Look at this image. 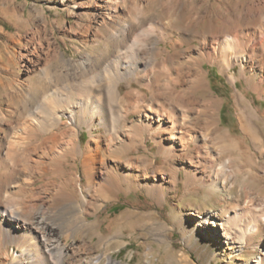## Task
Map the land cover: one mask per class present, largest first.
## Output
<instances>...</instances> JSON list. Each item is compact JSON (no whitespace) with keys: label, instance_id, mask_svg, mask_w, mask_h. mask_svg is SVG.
<instances>
[{"label":"bare ground","instance_id":"1","mask_svg":"<svg viewBox=\"0 0 264 264\" xmlns=\"http://www.w3.org/2000/svg\"><path fill=\"white\" fill-rule=\"evenodd\" d=\"M51 1L72 11L78 7L76 15L88 16L84 23L79 17L66 26L63 35L98 52L87 49L79 58L67 57L54 21L45 14L43 23L23 39L17 61L26 81L17 82V72L6 77L14 111L8 113L0 97V264H87L91 242L68 238L93 227L87 210L120 190L143 186L164 199L181 170L189 187L199 183L219 188L221 178L242 165L246 151L220 125L221 98L204 95L210 88L205 63L218 64L235 84L245 78L247 87L264 97V2L234 0L235 7L224 8V0H215L208 16L206 11L191 22L210 25L221 19L226 31L218 33L211 25L201 32L190 30L191 23L178 27L181 7L147 22L153 9H146L143 0ZM155 1L147 0L148 5ZM187 1L195 9L197 3L203 7L210 2ZM194 38L197 45L185 46ZM236 65L239 75L230 72ZM236 103L243 131L264 145L259 108L242 91L236 92ZM131 113L137 118L129 121ZM96 124L102 126L100 132H95ZM85 127L90 137L83 146ZM150 139L164 165L149 152ZM79 164L82 176L71 169ZM251 203L231 204L225 215L189 213L220 248H264V208ZM8 243L14 246L11 252L3 251ZM107 258L110 264H122L111 254ZM253 261L264 264V250Z\"/></svg>","mask_w":264,"mask_h":264},{"label":"rangeland","instance_id":"2","mask_svg":"<svg viewBox=\"0 0 264 264\" xmlns=\"http://www.w3.org/2000/svg\"><path fill=\"white\" fill-rule=\"evenodd\" d=\"M214 1L206 2L203 7H199L197 3L196 9L195 4L187 0H156L152 3L153 5H148L147 0H143L141 4L146 5L148 10L153 9L152 14L147 18L149 20H145L147 22L158 19L166 9L171 7L180 9L181 7L182 16L176 25L186 27L187 23L203 16L206 11L208 12L206 16H208L210 11L214 10L212 6ZM258 1L264 2V0ZM224 2H226L223 5L224 8L236 6L234 0H224ZM161 5L163 9L159 8ZM200 8H203V12H198ZM78 11V7L72 11L51 0H0V97L2 95L1 101L3 100V107L8 113L14 111L12 103L15 101L11 100L12 88L10 89L6 77L17 72L19 76L14 75V79L17 82L26 81L25 70L19 67L17 61L19 60L18 52L25 45L24 38H27L30 31L43 23L44 14L47 19L54 21L55 35L67 57L79 58L87 49L98 52L92 48V45L79 38L71 39L63 35L64 28L74 25L80 18L83 23L87 21L88 16L76 15ZM232 19L233 17L228 20ZM220 20L216 19L210 25L215 31L218 30V33H224L226 28ZM232 23L233 20L229 21L228 25ZM210 25L207 21L200 24L193 22L189 28L192 27L190 30L201 32L209 29ZM62 36H65V40ZM176 37L177 34L173 33L172 39ZM198 43V38L191 41L188 39L185 46H195ZM119 66L122 68L124 64L120 62ZM204 67L207 70L210 86L209 91L204 95L212 94L221 98L220 125L240 140L243 150L246 151L239 162L242 165L231 170L225 179L221 178V183L217 188L219 191L199 183L189 187L186 182L187 174L181 170L177 185L164 199L154 197L143 186L120 190L109 200L99 199L95 209L87 210L90 213L87 219L94 223V226L86 231L72 234L68 238L69 242L84 238L91 242L92 249L85 254L87 264H110L108 254L122 264H254L253 260L257 259L264 250L257 245L247 248L248 250L246 248L240 250L238 244H225V248H220L217 246L218 241L199 227L197 216L189 213L192 210L196 213L201 210V212L218 211L219 214L225 215L228 209L230 210L231 204L242 206L246 201L252 202V207L255 209L256 207L257 209L264 208V145L259 141L254 142L243 131L239 118L240 110L236 103V92H244L259 108L262 114L259 126L263 132L264 97L248 88L246 79L243 77L236 84L233 83L228 73L221 72L218 64L205 63ZM230 72H236L239 75V66L236 65ZM24 83L20 84L23 89L27 84ZM125 88L126 82L123 81L121 90L124 91ZM223 113H226V118ZM13 116L16 119L17 113L15 112ZM136 118L137 114L134 113L128 117L129 121ZM102 129L101 125L96 124L95 132H100ZM89 137L90 133L85 127L80 136L83 146ZM148 147L151 154L158 153V147L152 139L148 141ZM141 151L143 152L144 149ZM128 155L125 154V157ZM252 155L254 158L251 161L249 158ZM156 159L157 164L164 165L162 155L157 154ZM73 168L71 169L78 171L81 176L84 175L80 164ZM43 182V179L39 180L35 185L38 186ZM86 183L87 180L83 176L82 185L85 187ZM115 206L121 208L117 209ZM81 208L83 209L84 206L82 205ZM124 215L128 217L127 221L120 220ZM97 227H99V232ZM261 228L264 229V223H261ZM13 247L8 243L3 251L11 252Z\"/></svg>","mask_w":264,"mask_h":264},{"label":"trees","instance_id":"3","mask_svg":"<svg viewBox=\"0 0 264 264\" xmlns=\"http://www.w3.org/2000/svg\"><path fill=\"white\" fill-rule=\"evenodd\" d=\"M225 115V118H226V113H223ZM117 207V209H120L121 207L120 206H115Z\"/></svg>","mask_w":264,"mask_h":264}]
</instances>
